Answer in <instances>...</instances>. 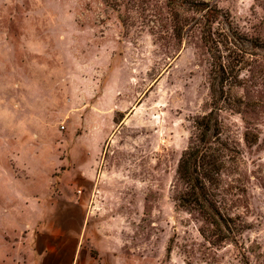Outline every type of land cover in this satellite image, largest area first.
<instances>
[{"label":"rangeland","instance_id":"1","mask_svg":"<svg viewBox=\"0 0 264 264\" xmlns=\"http://www.w3.org/2000/svg\"><path fill=\"white\" fill-rule=\"evenodd\" d=\"M210 115L234 151L219 200L236 242L174 200ZM71 152L101 174L72 264H264V0H0V264L35 262L49 208L24 195Z\"/></svg>","mask_w":264,"mask_h":264},{"label":"crops","instance_id":"2","mask_svg":"<svg viewBox=\"0 0 264 264\" xmlns=\"http://www.w3.org/2000/svg\"><path fill=\"white\" fill-rule=\"evenodd\" d=\"M58 156L61 166L50 173L48 187L24 195L29 200L28 204L46 205L49 208L47 216L50 226L45 236L38 234L36 237L33 264L74 262L83 249L84 231L93 217L94 210L90 203L95 200L101 187V174H98L97 168L99 161L95 155L71 152L70 156ZM32 174L25 169L21 175L13 174V179L16 182L29 180L33 178Z\"/></svg>","mask_w":264,"mask_h":264},{"label":"trees","instance_id":"3","mask_svg":"<svg viewBox=\"0 0 264 264\" xmlns=\"http://www.w3.org/2000/svg\"><path fill=\"white\" fill-rule=\"evenodd\" d=\"M168 1L174 6L178 4V0ZM198 9L204 11L208 19L218 17V12L204 2L203 7ZM203 37L208 44L216 42L211 30ZM195 128V139L179 161L174 200L178 207L197 212L212 227L214 234L211 236L217 241L236 242L240 229L235 224L234 227L231 225L235 219L224 213L219 200L224 171L235 162L234 151L220 137L218 121L213 120L211 115L198 118ZM200 231L205 235V228Z\"/></svg>","mask_w":264,"mask_h":264}]
</instances>
